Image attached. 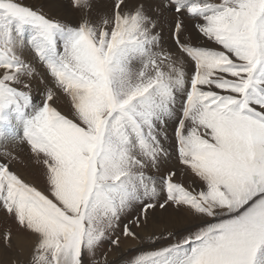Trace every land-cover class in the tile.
<instances>
[{"label":"snow or ice","instance_id":"obj_1","mask_svg":"<svg viewBox=\"0 0 264 264\" xmlns=\"http://www.w3.org/2000/svg\"><path fill=\"white\" fill-rule=\"evenodd\" d=\"M0 217V264H264V0H0Z\"/></svg>","mask_w":264,"mask_h":264},{"label":"rangeland","instance_id":"obj_2","mask_svg":"<svg viewBox=\"0 0 264 264\" xmlns=\"http://www.w3.org/2000/svg\"><path fill=\"white\" fill-rule=\"evenodd\" d=\"M23 3L28 4V5H33V6H38L42 0H22ZM103 2L106 4L107 0H103ZM44 11L49 14V15H54L55 13H53L50 9L45 8ZM38 100V97H37ZM66 111V109H65ZM19 147H17V151H19ZM12 227V222L10 220H4L2 217H0V233H2L3 231L7 230V228ZM14 230V229H13ZM17 243V242H16ZM128 246H131V242H128ZM5 261H7L8 257L4 256L2 257Z\"/></svg>","mask_w":264,"mask_h":264},{"label":"bare ground","instance_id":"obj_3","mask_svg":"<svg viewBox=\"0 0 264 264\" xmlns=\"http://www.w3.org/2000/svg\"><path fill=\"white\" fill-rule=\"evenodd\" d=\"M17 243H23V241L17 242Z\"/></svg>","mask_w":264,"mask_h":264}]
</instances>
